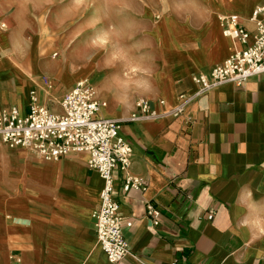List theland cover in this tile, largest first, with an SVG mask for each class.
<instances>
[{
	"label": "crops",
	"instance_id": "crops-1",
	"mask_svg": "<svg viewBox=\"0 0 264 264\" xmlns=\"http://www.w3.org/2000/svg\"><path fill=\"white\" fill-rule=\"evenodd\" d=\"M262 5L120 0L89 25L63 3L0 0V112L26 115L36 95L62 114L65 95L86 80L106 103L101 116L125 121L132 164L115 173L114 191L134 224L125 229L132 255L117 264H264V74L198 98L189 124L170 115L127 122L141 98L163 99L168 111L193 95V76L233 53L218 16L254 32ZM89 161H44L0 137V264H112L97 243L104 182ZM126 174L147 190L124 192ZM148 203L161 210L157 226Z\"/></svg>",
	"mask_w": 264,
	"mask_h": 264
},
{
	"label": "built area",
	"instance_id": "built-area-1",
	"mask_svg": "<svg viewBox=\"0 0 264 264\" xmlns=\"http://www.w3.org/2000/svg\"><path fill=\"white\" fill-rule=\"evenodd\" d=\"M218 20L223 35L234 43L233 53L209 74L194 75L197 91L191 96L181 95L178 105L162 111L168 106L165 100H158L155 106L151 100L141 98L127 122L170 115L189 124V110L198 98L225 84L242 89L251 79L264 74V5L252 15L254 32L241 26L235 15H219ZM105 106L95 98L92 85L82 80L62 100V114L40 105L36 95L26 115H21L16 107L0 112V137L9 147L31 150L44 161H58L73 154L89 155L90 169L104 182L100 205L93 213L97 243L107 260L117 264L132 255L125 229L132 228L134 223L125 219L115 198V173L129 170L133 148L122 136L125 121L101 116ZM122 189L141 193L147 190L141 180L129 174L124 176ZM146 207L157 226L161 210L151 203Z\"/></svg>",
	"mask_w": 264,
	"mask_h": 264
},
{
	"label": "rangeland",
	"instance_id": "rangeland-1",
	"mask_svg": "<svg viewBox=\"0 0 264 264\" xmlns=\"http://www.w3.org/2000/svg\"><path fill=\"white\" fill-rule=\"evenodd\" d=\"M34 3L37 7H46L48 3L52 5L47 8L53 7L55 4L63 3L70 11L74 13H80V16L85 24H91L92 13L96 11L99 15L107 12V3H114L120 0H26ZM147 1V0H143ZM80 18V19H81ZM91 31V29H90Z\"/></svg>",
	"mask_w": 264,
	"mask_h": 264
}]
</instances>
